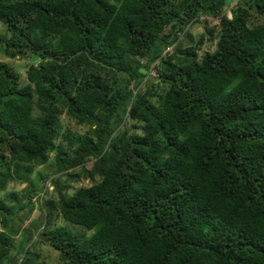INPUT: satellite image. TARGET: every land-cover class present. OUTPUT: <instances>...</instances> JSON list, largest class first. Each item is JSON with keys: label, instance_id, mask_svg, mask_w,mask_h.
<instances>
[{"label": "trees", "instance_id": "trees-1", "mask_svg": "<svg viewBox=\"0 0 264 264\" xmlns=\"http://www.w3.org/2000/svg\"><path fill=\"white\" fill-rule=\"evenodd\" d=\"M199 13L218 26L184 45ZM255 14L264 0H0V53L29 61L25 84L0 62V191L55 153L58 196L40 205L39 240L62 264H264V19L252 23ZM205 41L215 50L199 58ZM81 178L93 182L67 193ZM36 190L23 205L14 194L17 205L0 200V264H17L3 228L31 197L39 203ZM57 214L92 233L54 226ZM23 234L20 264H42Z\"/></svg>", "mask_w": 264, "mask_h": 264}, {"label": "rangeland", "instance_id": "rangeland-1", "mask_svg": "<svg viewBox=\"0 0 264 264\" xmlns=\"http://www.w3.org/2000/svg\"><path fill=\"white\" fill-rule=\"evenodd\" d=\"M235 1L231 3V6H234ZM231 9V8H230ZM227 9L225 13L228 17H231V11ZM264 19V16H259L255 14L252 17V23L261 22ZM211 26H218V19L208 16L204 13H199L198 20L186 27V29L191 33L192 40L189 43L185 42L184 45H194L198 38L201 36L202 33L206 31L207 28ZM0 32L2 34H7V31L2 23H0ZM207 33V32H206ZM216 34V32L214 33ZM216 36V35H215ZM172 47L165 48L163 50V54L165 52L171 51ZM215 50V41H205L200 48L197 50V55L200 58L204 51H214ZM0 62H6L11 65L15 70H17L20 74L21 83L25 84L27 82L26 78V71L28 69L29 61L26 58H9L6 57L4 54L0 53ZM157 62H154L149 69H147V73L152 75V79L156 82L158 81L157 77V68L154 67ZM148 83L147 77L143 76L142 82H140L137 86H134V89H141L144 91L145 86L141 84ZM134 85V84H133ZM141 86V87H140ZM161 87H163L161 85ZM162 90V89H160ZM66 120V119H65ZM64 120V121H65ZM64 123L69 124L70 128H73L74 131H78L80 133H84L87 130V127L84 125H77L75 122L70 121V123L66 120ZM127 123L130 125V119H127ZM55 153L51 152L49 155L48 162L42 165L34 166V169L28 174L27 181H20L15 180L7 184V187L4 191H0V200H2L7 206L10 205H17V202L12 199L11 196L16 197L19 199L20 204H26L25 194L26 190L31 186L35 187L37 190V195H39V203L34 200V197L30 198L31 202H34L33 207H28V205L23 206L22 209L16 210L13 214L8 215V225L3 228L9 235L13 237L14 240V247L11 250L10 256L11 257H18L17 264L21 263L22 257L16 256L19 255V251L17 250L19 246V242L22 238H24V231L29 229V232L33 234L32 239L29 242V251L32 253H36L38 255V261L42 264H62L59 260V252L55 250L53 247L49 246L46 242L39 240L40 232L42 230L43 225H41L44 221V211L42 207L44 203L48 199H56L58 196L57 188L52 182V179H56L53 175L55 169ZM92 164V160L86 162L87 167H90ZM78 171V170H76ZM48 175L47 179H42L43 176ZM65 176H59V181H63ZM66 179V178H65ZM92 180L90 178H81L79 181H71L66 182V185H69L67 193H72L79 187L82 186H89L92 184ZM62 183V182H61ZM14 194V195H13ZM42 205V207L40 206ZM32 219H38V229H35L34 226H30V222ZM53 225L54 226H63L70 232L84 233L85 235H89L92 233V230L86 229L81 225L73 224L67 220H65L60 214H57L53 218ZM1 227V226H0ZM39 240V241H38Z\"/></svg>", "mask_w": 264, "mask_h": 264}, {"label": "clouds", "instance_id": "clouds-1", "mask_svg": "<svg viewBox=\"0 0 264 264\" xmlns=\"http://www.w3.org/2000/svg\"><path fill=\"white\" fill-rule=\"evenodd\" d=\"M34 200H35V198H34ZM19 264V263H18Z\"/></svg>", "mask_w": 264, "mask_h": 264}]
</instances>
